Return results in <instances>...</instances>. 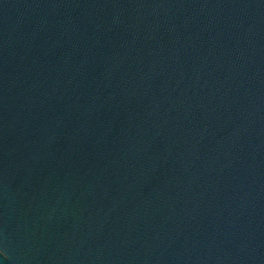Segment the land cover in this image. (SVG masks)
I'll return each instance as SVG.
<instances>
[{"label": "water", "instance_id": "95a60500", "mask_svg": "<svg viewBox=\"0 0 264 264\" xmlns=\"http://www.w3.org/2000/svg\"><path fill=\"white\" fill-rule=\"evenodd\" d=\"M0 264H264V0H0Z\"/></svg>", "mask_w": 264, "mask_h": 264}]
</instances>
